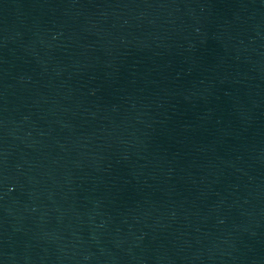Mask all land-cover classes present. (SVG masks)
I'll list each match as a JSON object with an SVG mask.
<instances>
[{"label": "water", "instance_id": "1", "mask_svg": "<svg viewBox=\"0 0 264 264\" xmlns=\"http://www.w3.org/2000/svg\"><path fill=\"white\" fill-rule=\"evenodd\" d=\"M0 264H174L97 0H0Z\"/></svg>", "mask_w": 264, "mask_h": 264}]
</instances>
